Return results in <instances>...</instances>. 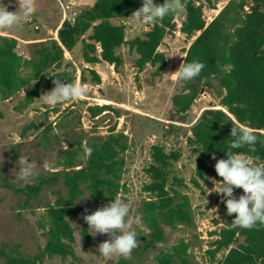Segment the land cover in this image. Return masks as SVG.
Returning a JSON list of instances; mask_svg holds the SVG:
<instances>
[{
  "label": "trees",
  "instance_id": "trees-1",
  "mask_svg": "<svg viewBox=\"0 0 264 264\" xmlns=\"http://www.w3.org/2000/svg\"><path fill=\"white\" fill-rule=\"evenodd\" d=\"M142 2L94 0L91 6L75 15L72 23L68 20L61 23L56 39L49 37L26 43L27 56L17 53L16 38L0 33V98L9 99L33 81V88L23 97L24 104L32 103L48 71L60 69L64 52L71 53L78 43L83 65L104 62L118 70L123 63L118 49L126 45L136 54L134 66L138 72L146 65L159 72L166 60L158 48L163 38L176 30V20H179L178 31L193 37L182 63L197 60L205 64L193 80H176L177 91L171 98L176 121L189 125L187 143L199 152L191 183L200 188L199 181L219 178L212 156L217 160L227 158L225 151L233 139L230 136L233 125L254 129L258 139L255 152L247 145L232 151L247 156L253 164L264 165V0H228L208 22L203 9H215L214 0H183L186 4L184 14L165 16L162 22L150 25L142 38L127 41L122 21L132 18ZM163 2L154 0L156 4ZM88 70L92 82L99 84L96 72ZM56 76H64L69 81L63 73ZM79 81L87 82L82 75ZM202 91L210 101L197 117H190L191 106ZM108 108V105H96L88 107L87 112L95 118ZM50 128L49 125L43 129L40 143H48ZM85 146L92 149L91 156L78 158L82 157ZM128 147L127 136L111 128L106 136L90 138L84 143L75 141L73 147L58 154L60 159L47 175L38 174L34 182L22 188L4 183L5 188L24 196V206L30 205L33 199L41 203L39 196L43 189H49L54 200L44 203L41 216V225L46 227L47 235L44 247L38 254L29 255L20 251L16 244L3 245L0 247L1 264H39L44 256H72L74 235L68 219L77 221L81 237L90 243L89 226L82 217L96 210L89 205L103 207L120 194L124 153ZM178 158V153L165 152L161 145L150 148V161L144 169L148 180L141 187L146 195L140 209L146 229L141 236L144 248L164 242V227L194 226L190 199L180 190L185 185L174 175L173 162ZM235 190L239 198L243 190ZM85 193L87 204H82L80 201ZM226 218L218 230L210 233L214 239L207 253L213 260L221 253L214 264H264V225L258 224L253 229L234 228L231 222L235 214H226ZM188 248L189 244L180 239L156 251L151 264H190ZM117 264L131 263L120 259Z\"/></svg>",
  "mask_w": 264,
  "mask_h": 264
},
{
  "label": "rangeland",
  "instance_id": "rangeland-1",
  "mask_svg": "<svg viewBox=\"0 0 264 264\" xmlns=\"http://www.w3.org/2000/svg\"><path fill=\"white\" fill-rule=\"evenodd\" d=\"M228 0H214L215 9H203L206 22L224 6ZM60 0H36L35 18L38 29L34 24L23 22L12 29L0 30L2 34H12L20 39H31L40 36L44 32H52L62 16L59 4ZM62 3L65 1L61 0ZM5 6L11 4L9 11H17L16 0H0ZM69 14V13H68ZM113 22L117 23L116 20ZM125 27V39L132 40L135 37L142 38L150 29V25L138 24L133 18L122 21ZM176 30L166 35L158 50L163 52L166 65L159 72L155 67L146 65L141 72L134 66L136 54L128 50L126 45L121 46L118 52L122 56L123 63L115 70L107 63L83 66L80 59V43L76 44L71 53L66 55L60 69L48 71V76L41 81L38 95L32 103L24 104L23 97L33 88L31 81L25 88L15 93L7 100L0 98V247L16 244L19 250L25 254L36 255L44 247L46 241V227H43L41 216L44 214V203L53 202L54 195L49 189H43L39 199L30 201V205L24 206V196L15 194L3 186L4 183L13 188H22L27 183H32L38 174L47 175L42 167L45 160L56 163L59 153L75 145V141L106 136L108 131H122L127 136L128 149L124 153L125 164L123 166L120 196L131 205L130 217L133 219L132 229L137 233L140 246L133 250L128 258L120 257L117 260H106L98 252L100 243L108 240V235L97 234L91 237V242L80 235V226L76 220L68 219L73 228L74 243L73 255L65 258L59 256H44L39 264H117L120 259H126L131 264H151L154 261V253L166 246L175 244L184 239L189 244L188 260L190 264H214L220 258L221 253L211 259L207 251L211 249L210 241L214 239L210 233L216 231L227 220V209L221 203L222 196L215 191L219 184L213 180L221 181L222 178L208 177L205 182L199 181L200 188L191 183L195 162L199 157L198 149L187 143L189 135L187 124L177 122L171 98L177 91L176 80L173 73L182 63L185 50L192 38L178 31L179 20H176ZM17 53H26V44L18 41ZM92 67L99 76L100 83L95 84L88 72ZM63 73L64 76H56ZM167 73V74H166ZM82 75L87 82L88 94L77 100L68 101L56 106L43 103L40 96L50 91L54 85L53 79L61 82H79ZM210 99L202 93L195 99L190 117H197L202 109L207 107ZM96 105H108V111L92 118L87 112L88 107ZM50 125L48 131V143H40L41 132ZM60 130V135L53 134V128ZM152 145H161L165 152H176L179 158L173 162L174 175L181 179L185 187L180 190L186 193L190 199L194 226L192 228L180 226L177 229L164 227L163 247L157 244L144 248L141 238L146 232L141 220V201L146 197L142 192V185L148 180L144 169L150 161V148ZM29 154V155H28ZM28 155V162L33 160L38 164L35 175L29 181L16 179L20 156ZM170 181H172L170 179ZM55 188V187H53ZM62 189V188H61ZM234 195L238 198L236 190ZM85 193L81 199L86 203ZM96 210L97 205H89ZM139 218V223L135 220ZM1 264V260H0Z\"/></svg>",
  "mask_w": 264,
  "mask_h": 264
},
{
  "label": "clouds",
  "instance_id": "clouds-1",
  "mask_svg": "<svg viewBox=\"0 0 264 264\" xmlns=\"http://www.w3.org/2000/svg\"><path fill=\"white\" fill-rule=\"evenodd\" d=\"M17 11H9L11 4L5 6L0 3V30L12 29L26 22L36 13V0H16ZM186 11V4L183 0H164L162 4L154 3V0H143L142 6L135 10L131 17L138 24L155 25L163 21L165 16H181ZM205 64L194 60L190 63H181L179 68L171 72L173 80L191 81L204 69ZM167 74V73H166ZM54 87L43 93L40 99L44 104L56 106L68 101H77L88 94V87L79 82H61L53 79ZM54 135H60V130L53 128ZM230 136L233 138L225 151L227 158H216L215 171L221 181L213 180L214 185L219 184L215 191L221 194V203H224L228 215L235 214L231 222L232 227L243 229L257 228V225H264V165L253 164L247 156L233 152V149L243 148L245 145L252 152L256 151L257 135L255 130L244 125H236L231 128ZM68 149L65 144V150ZM92 149L85 146L82 157L87 159L91 156ZM29 155V154H28ZM28 155L20 156L16 179L29 181L35 175L38 166L35 160L28 162ZM45 170L52 168V162L45 160L42 163ZM242 189L243 194L236 198L234 189ZM131 205L117 195L109 204L98 208L91 214L83 215V219L91 229L90 234L95 237L97 234L108 235L109 239L100 243L98 252L106 260H117L120 257L128 258L133 250L140 246L137 233L132 229L133 219L130 217ZM85 213L88 209L84 210ZM139 223V218L135 220ZM158 247L163 244L158 242Z\"/></svg>",
  "mask_w": 264,
  "mask_h": 264
},
{
  "label": "crops",
  "instance_id": "crops-1",
  "mask_svg": "<svg viewBox=\"0 0 264 264\" xmlns=\"http://www.w3.org/2000/svg\"><path fill=\"white\" fill-rule=\"evenodd\" d=\"M63 1V0H62ZM65 3H62L61 0L59 2L60 4V8H61V5L62 6H65L69 3H71V5L69 6V8L67 10H65L63 12L62 8H61V11H62V15L64 14L65 15V19H63V17L61 16V19L59 20L58 24L54 27L53 31H54V36H50V34H52V32H44L43 34H41L40 36H37L35 38H29V39H20L18 38L17 36L15 35H12V34H5V35H9V36H12L14 38H16L18 41H21L22 43L26 44L28 42H37V41H42V40H45L49 37H52L54 39H56V31L57 29L60 27L61 23L66 20V18H69L72 14V12H76V14L83 8L85 7H89L92 5V3L94 2V0H64ZM69 13V14H68ZM33 19V18H32ZM37 20H35V18L33 19V24L34 26H37V23H36ZM33 26V28H34ZM37 29H38V26H37ZM18 44V43H17ZM69 53L68 52H64V57L66 55H68ZM100 63H104V62H100ZM100 63H96L95 65H98ZM94 65V64H93ZM83 66H87V64H84ZM91 66V65H89ZM90 69H92V67H89ZM94 70V69H93ZM97 72V71H96ZM98 73V72H97Z\"/></svg>",
  "mask_w": 264,
  "mask_h": 264
},
{
  "label": "built area",
  "instance_id": "built-area-1",
  "mask_svg": "<svg viewBox=\"0 0 264 264\" xmlns=\"http://www.w3.org/2000/svg\"><path fill=\"white\" fill-rule=\"evenodd\" d=\"M70 5H71V3H69V4L65 5V6L61 5V8H62L63 12L65 10H67ZM245 10H247V7H245ZM75 15H76V12H72L71 16L69 18H66V20H68L70 23H72ZM62 17H63V19H65V15L64 14L62 15ZM26 23L32 24L33 23V19L30 17V19L28 21H26ZM34 29H37V26H34ZM18 54L24 56L23 53H18Z\"/></svg>",
  "mask_w": 264,
  "mask_h": 264
},
{
  "label": "water",
  "instance_id": "water-1",
  "mask_svg": "<svg viewBox=\"0 0 264 264\" xmlns=\"http://www.w3.org/2000/svg\"><path fill=\"white\" fill-rule=\"evenodd\" d=\"M193 107H194V106L192 105V106H191V109H193Z\"/></svg>",
  "mask_w": 264,
  "mask_h": 264
}]
</instances>
